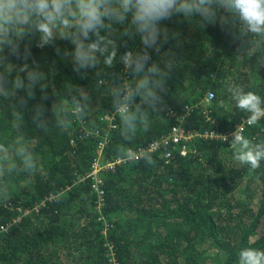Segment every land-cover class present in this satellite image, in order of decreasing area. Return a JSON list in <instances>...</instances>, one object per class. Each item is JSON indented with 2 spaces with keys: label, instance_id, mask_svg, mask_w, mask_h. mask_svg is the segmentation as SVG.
Segmentation results:
<instances>
[{
  "label": "trees",
  "instance_id": "16d2710c",
  "mask_svg": "<svg viewBox=\"0 0 264 264\" xmlns=\"http://www.w3.org/2000/svg\"><path fill=\"white\" fill-rule=\"evenodd\" d=\"M186 35L166 107L131 142L121 140L118 116L100 88L92 123L53 120L45 129H21L37 168L9 175L19 146L0 108V145L8 146L0 151V264H236L241 247L264 250V164L240 166L227 142L198 138L186 156L174 151L166 157L170 147H163L151 153L152 165L143 157L116 165L102 173L101 196L86 177L103 135V154L113 161L167 132L173 119L166 113L183 114L187 105L185 130H231L247 117L228 101L232 81L264 96V46L240 45L219 25ZM206 91L214 95L212 121L200 102ZM244 134L264 138V121Z\"/></svg>",
  "mask_w": 264,
  "mask_h": 264
},
{
  "label": "clouds",
  "instance_id": "9594fccd",
  "mask_svg": "<svg viewBox=\"0 0 264 264\" xmlns=\"http://www.w3.org/2000/svg\"><path fill=\"white\" fill-rule=\"evenodd\" d=\"M210 25H219L240 45L254 42L260 48L264 0H0V108L11 120L19 146L8 174L17 170L31 174L37 168L21 129L28 125L45 129L53 120L60 126L71 120L92 123L91 105L100 88L118 116L123 142L133 141L139 130L147 132L152 114L166 107L169 81L184 59L186 32L204 31ZM225 90L231 106L247 114V125L264 121V96L239 81L230 82ZM211 102L202 103L209 116ZM170 112L174 111L166 114L173 124L168 131L176 123ZM184 118L183 131H197L185 130ZM238 124L215 132H234ZM158 138L129 150L144 149ZM197 139L182 156L194 153ZM230 145L226 144L234 148L240 166L255 170L264 164V138H249L241 128L232 133ZM164 147L180 153L178 145ZM0 151H8L7 143L0 145ZM141 155L147 164L155 163L150 151ZM236 257V264H264V250L257 248L241 247Z\"/></svg>",
  "mask_w": 264,
  "mask_h": 264
},
{
  "label": "built area",
  "instance_id": "2783aa9c",
  "mask_svg": "<svg viewBox=\"0 0 264 264\" xmlns=\"http://www.w3.org/2000/svg\"><path fill=\"white\" fill-rule=\"evenodd\" d=\"M213 96L214 95L211 91H207V93L205 94V97L202 100V103L204 105H209ZM191 110H192L191 106H188V107L186 106L185 112L183 114L177 115L174 112H170L169 115L171 117L175 118L176 123L173 125V127L166 134L162 135L157 140H154L151 143H149L148 147H146L144 149H140L138 151L137 150H129L126 154L121 155L120 157H118L116 160H114L112 162H106V160L103 157V149L108 142L107 137L103 135V137H102L103 139L99 140V146L97 148V150L99 152L96 153V156L92 161L91 171L89 174V176H91L90 177L91 180L93 181V187H94V189H96L98 191L99 196L103 195V191L100 189V185L102 183L101 173L103 171H106L108 169L115 167L116 164L127 162L129 160H136V159L142 157L141 154L145 151H150L152 153V152L157 151L158 149H160L166 145H169L171 143L178 145L180 147V154L185 155L189 149V145L196 138H199V137L210 138V139L211 138L219 139L222 142H227V145L232 147L230 145L232 133H239L241 128L245 129L246 127L249 126V125H247V117H246L237 125L234 132H229L226 134H220V133H216L215 131H205V132L189 131V132L185 133L182 129V120L184 117H186L189 114V112ZM203 112H205L207 119L211 120V117L207 114L206 109H204ZM108 118L110 119V122L112 124L114 114L108 115ZM111 127H113V125ZM224 136L227 137L226 140H225ZM154 145H155V147H153ZM170 154H171V151L166 152L167 157H169ZM41 204L44 205V202H41ZM22 214L23 215L26 214V211H23ZM20 219H21V216L18 220H20Z\"/></svg>",
  "mask_w": 264,
  "mask_h": 264
},
{
  "label": "rangeland",
  "instance_id": "374dc122",
  "mask_svg": "<svg viewBox=\"0 0 264 264\" xmlns=\"http://www.w3.org/2000/svg\"><path fill=\"white\" fill-rule=\"evenodd\" d=\"M230 149V148H229ZM231 150H234V148H231Z\"/></svg>",
  "mask_w": 264,
  "mask_h": 264
}]
</instances>
